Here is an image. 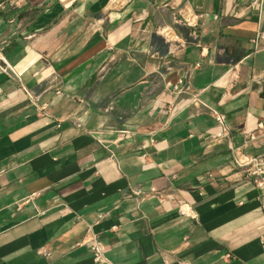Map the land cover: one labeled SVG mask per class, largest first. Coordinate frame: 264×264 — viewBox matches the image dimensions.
Segmentation results:
<instances>
[{
    "label": "crops",
    "instance_id": "1",
    "mask_svg": "<svg viewBox=\"0 0 264 264\" xmlns=\"http://www.w3.org/2000/svg\"><path fill=\"white\" fill-rule=\"evenodd\" d=\"M262 33L247 0H0V264H264Z\"/></svg>",
    "mask_w": 264,
    "mask_h": 264
},
{
    "label": "built area",
    "instance_id": "2",
    "mask_svg": "<svg viewBox=\"0 0 264 264\" xmlns=\"http://www.w3.org/2000/svg\"><path fill=\"white\" fill-rule=\"evenodd\" d=\"M247 4L249 9L259 16L263 10L264 0H247ZM179 22L185 25H190L193 27L195 26V23H193L190 19H186L184 17L182 18V20H179ZM256 39H264V34H259ZM256 42L257 40H255V44ZM172 89L177 97H184L185 95L189 94L188 86L186 85L183 79H180L178 83L172 87ZM185 102L189 103L188 100H186ZM213 118L215 120V124L220 129V132L217 134L216 137L227 138L230 134V127L228 125L226 116L219 112H213ZM260 126H262V124H260ZM246 137L251 140L254 139L253 134H249ZM235 164L238 168L242 169L248 177H250L251 182L254 186H256L257 188L264 187V167L259 158H240L236 156ZM137 195H139V192H137ZM88 247L93 253L94 261L96 263H101L104 261L103 251L100 242L97 239H92L89 242Z\"/></svg>",
    "mask_w": 264,
    "mask_h": 264
},
{
    "label": "bare ground",
    "instance_id": "3",
    "mask_svg": "<svg viewBox=\"0 0 264 264\" xmlns=\"http://www.w3.org/2000/svg\"><path fill=\"white\" fill-rule=\"evenodd\" d=\"M168 34V33H167ZM171 34H170V32H169V36H170Z\"/></svg>",
    "mask_w": 264,
    "mask_h": 264
}]
</instances>
